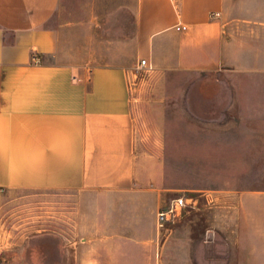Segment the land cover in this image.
Instances as JSON below:
<instances>
[{
    "label": "crops",
    "instance_id": "crops-1",
    "mask_svg": "<svg viewBox=\"0 0 264 264\" xmlns=\"http://www.w3.org/2000/svg\"><path fill=\"white\" fill-rule=\"evenodd\" d=\"M0 264H264V0H0Z\"/></svg>",
    "mask_w": 264,
    "mask_h": 264
},
{
    "label": "rangeland",
    "instance_id": "rangeland-1",
    "mask_svg": "<svg viewBox=\"0 0 264 264\" xmlns=\"http://www.w3.org/2000/svg\"><path fill=\"white\" fill-rule=\"evenodd\" d=\"M177 116H180V114L178 115L177 113ZM175 128H176L177 136L166 137L167 156L165 157L168 171L169 172L172 171L171 174L174 176L175 184L177 186L184 187L185 185H195L196 183L199 184L215 183V180L212 179L213 176L215 175L214 173L208 174L207 176V174L200 173L198 171L201 169V167L204 170H206L208 168V165H213L215 162V140L214 139L209 140V142H207L206 140L209 134H214L215 127L208 126L204 123L200 124L197 120L193 119L192 129H193V135L195 136H188L191 137V140L187 141V143L190 145L188 150H185L184 148L185 136L182 135L183 125L182 124L180 126L176 125ZM200 133H203L204 136H199ZM208 145L211 147L212 150L209 149ZM186 165L191 166L192 169L191 172H188L187 174H185L184 172ZM209 176L212 177L209 178ZM14 196L16 198H21L24 196V194L15 193ZM51 196L52 198H54V195ZM176 197L178 198L179 194H177ZM60 198H62V196ZM63 198H64L62 201L63 204L55 205L56 203H54L53 201L49 202V203H53V204H49V219L55 220V215H56L55 208H58L59 211H63L65 213L64 215L65 226H69L70 221L67 222V220H69L70 214H66V213L72 212L71 210L72 206L67 203L69 200H67L65 197ZM4 205H5L6 218L9 212H13V209L17 207H23L22 205H18V204L16 205L11 204V200L9 201L7 199V196ZM181 212L182 210L179 212V215L177 216L176 219H178V217L181 216L182 214ZM49 224H53V226H55V223L49 222Z\"/></svg>",
    "mask_w": 264,
    "mask_h": 264
},
{
    "label": "built area",
    "instance_id": "built-area-1",
    "mask_svg": "<svg viewBox=\"0 0 264 264\" xmlns=\"http://www.w3.org/2000/svg\"><path fill=\"white\" fill-rule=\"evenodd\" d=\"M177 30H186L187 26L183 24H178L176 26ZM146 65V60H141L140 66H145ZM186 200L183 196L178 197L171 203V205L164 209L161 210L158 213V222H159V227H163L165 223L167 222H172L177 215H179L180 210L186 205Z\"/></svg>",
    "mask_w": 264,
    "mask_h": 264
}]
</instances>
